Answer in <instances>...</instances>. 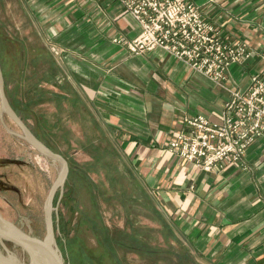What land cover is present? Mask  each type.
<instances>
[{
    "label": "crops",
    "instance_id": "crops-1",
    "mask_svg": "<svg viewBox=\"0 0 264 264\" xmlns=\"http://www.w3.org/2000/svg\"><path fill=\"white\" fill-rule=\"evenodd\" d=\"M22 1L41 27L48 26L57 50L51 86L58 105L115 139L201 259L264 264V138L247 149L243 168L212 173L166 149L184 117L217 120L230 90L245 89L247 77L263 69L264 0H190L224 42L244 43L251 52L229 69L223 86L161 49L130 54L126 43L140 28L115 0Z\"/></svg>",
    "mask_w": 264,
    "mask_h": 264
},
{
    "label": "rangeland",
    "instance_id": "rangeland-1",
    "mask_svg": "<svg viewBox=\"0 0 264 264\" xmlns=\"http://www.w3.org/2000/svg\"><path fill=\"white\" fill-rule=\"evenodd\" d=\"M22 0H0V65L8 101L34 135L68 164L52 198L56 241L67 264H210L185 242L156 195L142 183L117 142L53 95L55 47ZM54 48V49H53ZM56 78V77H55ZM10 96V97H9ZM12 106V105H11ZM78 117L79 121H74ZM0 118V215L30 237L46 238L44 205L61 171L15 135ZM68 186L75 194L67 196ZM70 200H66V198ZM65 200V201H64ZM0 254L30 259L0 239Z\"/></svg>",
    "mask_w": 264,
    "mask_h": 264
},
{
    "label": "built area",
    "instance_id": "built-area-1",
    "mask_svg": "<svg viewBox=\"0 0 264 264\" xmlns=\"http://www.w3.org/2000/svg\"><path fill=\"white\" fill-rule=\"evenodd\" d=\"M115 1L140 28L139 34L126 43L132 55L161 49L219 86L227 81L232 66L243 64L251 56L244 43L224 42L216 26L190 0ZM112 41L123 42L120 38ZM262 61L263 69L247 77L245 89L230 90L217 120L202 114L182 119L181 129L166 146L173 157L204 173L227 165L243 168L247 149L264 138V46Z\"/></svg>",
    "mask_w": 264,
    "mask_h": 264
},
{
    "label": "water",
    "instance_id": "water-1",
    "mask_svg": "<svg viewBox=\"0 0 264 264\" xmlns=\"http://www.w3.org/2000/svg\"><path fill=\"white\" fill-rule=\"evenodd\" d=\"M3 115L9 118L19 130V133L10 132V134L21 139L40 156L59 163L61 166V171L52 183L44 205V215L46 221L45 240L40 242L30 237L28 234L22 232L13 224L3 219L1 215L0 236L2 237L0 239L18 246L23 252L26 253V255H28L30 264H42L41 262L44 264H67L57 245L52 218L53 209L51 205L52 198L57 189H60V196L62 195V189L65 185L69 172L67 161L60 154L54 152L42 141H40L30 130V128L16 114L5 93L4 78L0 65V118Z\"/></svg>",
    "mask_w": 264,
    "mask_h": 264
},
{
    "label": "trees",
    "instance_id": "trees-1",
    "mask_svg": "<svg viewBox=\"0 0 264 264\" xmlns=\"http://www.w3.org/2000/svg\"><path fill=\"white\" fill-rule=\"evenodd\" d=\"M5 90H6V92L9 93V91L7 89V83L5 84ZM14 104H15V102L14 101L11 102V100H10V105H12V108L14 109V111L16 112V114L18 116H21V113H20L19 109L17 107H15ZM66 194H67V196H69V197L71 196L72 197L75 194L74 189L71 186H68V191H67ZM66 200H70V198L67 197Z\"/></svg>",
    "mask_w": 264,
    "mask_h": 264
},
{
    "label": "bare ground",
    "instance_id": "bare-ground-1",
    "mask_svg": "<svg viewBox=\"0 0 264 264\" xmlns=\"http://www.w3.org/2000/svg\"><path fill=\"white\" fill-rule=\"evenodd\" d=\"M1 235V234H0ZM4 235V234H2ZM2 236H0L1 238ZM42 264H44L43 262H41ZM0 264H20L17 261H15L13 259V257H4L2 254H0Z\"/></svg>",
    "mask_w": 264,
    "mask_h": 264
}]
</instances>
